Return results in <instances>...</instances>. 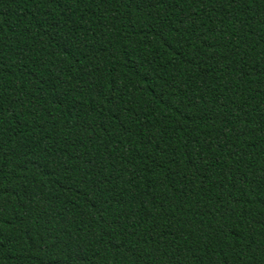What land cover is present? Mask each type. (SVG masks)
<instances>
[{
    "label": "trees",
    "instance_id": "trees-1",
    "mask_svg": "<svg viewBox=\"0 0 264 264\" xmlns=\"http://www.w3.org/2000/svg\"><path fill=\"white\" fill-rule=\"evenodd\" d=\"M0 264H264V0H0Z\"/></svg>",
    "mask_w": 264,
    "mask_h": 264
}]
</instances>
